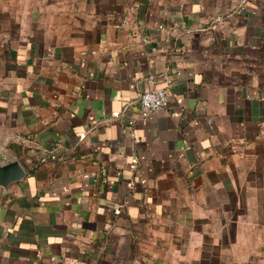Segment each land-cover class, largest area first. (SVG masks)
Masks as SVG:
<instances>
[{
    "label": "crops",
    "instance_id": "0c3cea01",
    "mask_svg": "<svg viewBox=\"0 0 264 264\" xmlns=\"http://www.w3.org/2000/svg\"><path fill=\"white\" fill-rule=\"evenodd\" d=\"M11 157L0 264H264V0H0Z\"/></svg>",
    "mask_w": 264,
    "mask_h": 264
},
{
    "label": "built area",
    "instance_id": "2783aa9c",
    "mask_svg": "<svg viewBox=\"0 0 264 264\" xmlns=\"http://www.w3.org/2000/svg\"><path fill=\"white\" fill-rule=\"evenodd\" d=\"M166 100L167 94L164 86L145 89L139 97L141 115L148 117L151 114L157 113L165 105Z\"/></svg>",
    "mask_w": 264,
    "mask_h": 264
},
{
    "label": "water",
    "instance_id": "95a60500",
    "mask_svg": "<svg viewBox=\"0 0 264 264\" xmlns=\"http://www.w3.org/2000/svg\"><path fill=\"white\" fill-rule=\"evenodd\" d=\"M26 168L17 157L0 159V185L8 188L11 182L24 178Z\"/></svg>",
    "mask_w": 264,
    "mask_h": 264
}]
</instances>
